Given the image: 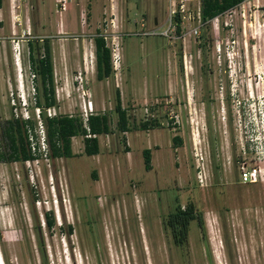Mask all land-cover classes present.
I'll list each match as a JSON object with an SVG mask.
<instances>
[{
	"label": "rangeland",
	"instance_id": "374dc122",
	"mask_svg": "<svg viewBox=\"0 0 264 264\" xmlns=\"http://www.w3.org/2000/svg\"><path fill=\"white\" fill-rule=\"evenodd\" d=\"M16 1L20 75L3 1L0 150L1 125L11 115L34 121L39 148L33 159L0 161L6 264H264V174L253 183L238 180L242 156L264 165V0H244L207 23L196 16L199 0H182L183 11L181 0ZM96 33L119 56L102 85L92 79ZM45 36L56 94L45 113L106 112L111 131L97 135L95 154L84 152L82 135L72 137V156L49 154L29 47ZM3 77L11 83L2 85ZM116 81L129 117L125 131L116 128ZM98 94L110 101L98 104ZM153 118L159 125L141 128ZM248 118L255 154L242 151ZM190 200L205 232L192 219L186 240L177 243L165 221Z\"/></svg>",
	"mask_w": 264,
	"mask_h": 264
},
{
	"label": "trees",
	"instance_id": "16d2710c",
	"mask_svg": "<svg viewBox=\"0 0 264 264\" xmlns=\"http://www.w3.org/2000/svg\"><path fill=\"white\" fill-rule=\"evenodd\" d=\"M244 0H199L200 20L207 23L210 19L220 15L226 10L233 8ZM176 30L180 31V16L175 13ZM94 39L95 75L102 79L111 76L114 72L112 65V50L107 45L105 37L96 33ZM38 42V40H37ZM29 40L31 50L30 60L32 68L38 74L41 81V94L43 101L36 100L37 106L41 108L42 119L45 124V141L48 144L49 154L52 157L72 156V137L82 135L84 152L95 154L99 151L98 134L111 131L110 118L106 112H89L86 118L79 114L55 113L47 115L45 108L56 105V94L54 84V69L52 47L49 37L42 38L40 46ZM114 110L117 113L116 128L125 131L129 128V117L126 107L121 103L120 90L115 88ZM34 121L29 117L11 115L1 125L3 145L6 147L0 150V161L26 160L37 156L35 148H39L36 141H33ZM159 125L155 118L144 120L140 123L141 128H149ZM89 133V134H88ZM177 143L181 137L174 136ZM144 165L146 169L151 168V148L143 149ZM48 225L53 223L50 212H45ZM196 219L202 231L205 232L204 220L200 210L193 201H188L184 206L178 204L175 209L168 213L165 223L171 228L172 234L177 243L186 240L188 224ZM205 234V233H204Z\"/></svg>",
	"mask_w": 264,
	"mask_h": 264
},
{
	"label": "built area",
	"instance_id": "2783aa9c",
	"mask_svg": "<svg viewBox=\"0 0 264 264\" xmlns=\"http://www.w3.org/2000/svg\"><path fill=\"white\" fill-rule=\"evenodd\" d=\"M20 1V0H19ZM185 2L181 0V2L179 3V9L180 10H184L185 9ZM9 6V11H10V18L12 21V25H16L17 23H21V19L20 16L17 12H15L16 8L20 6V2H17L16 0H9L8 3ZM196 16L199 18L200 20V10H199V6L197 7L196 10ZM193 17V15L191 16V18ZM201 21V20H200ZM194 31L196 32L197 29L194 28ZM15 32L16 30L14 28H12V35H11V41L13 42V49H14V58H15V62L17 63V71L20 75L21 73V66L18 65L19 64V53L20 50H18V43H19V39L15 38ZM135 33L138 34H145V33H149V31H136ZM28 34V26L27 28L22 29V35H26ZM113 65L116 67L119 64V56L117 54V52H112V56H111ZM31 76V80L33 78V76H35V72H31L30 73ZM22 79H19V85L22 86ZM87 117V115L85 116V118ZM254 125V121L250 118H248L247 120L244 121V127H245V143L244 145H242V151L243 153H247V149H249V152L251 153H257V151L259 150V145L258 140L256 139L255 135L253 134V127ZM89 134V133H88ZM244 156H242L241 160H239V165H238V180L241 183H253L258 181L259 179L263 178V174H264V165L261 164H251L249 161H247L245 158H243ZM200 181L203 180V177L200 176L199 177Z\"/></svg>",
	"mask_w": 264,
	"mask_h": 264
},
{
	"label": "crops",
	"instance_id": "0c3cea01",
	"mask_svg": "<svg viewBox=\"0 0 264 264\" xmlns=\"http://www.w3.org/2000/svg\"><path fill=\"white\" fill-rule=\"evenodd\" d=\"M3 1L4 0H0V50H1V48H2V46H3V42H4V37H5V35H3V34H1V31L4 29V25H3V22H2V20H3V18H4V16H3ZM7 2L9 3V0H7ZM10 27H11V29L12 28H14L15 30H16V25H12V21H11V24H10ZM1 58H3L2 56H1ZM16 63V62H15ZM18 65H20V64H18ZM16 69H17V63H16ZM3 73H6L5 72V70H3ZM96 75H94V77L92 78V79H96V83L95 84H103L102 82H103V79H105V78H102V79H98V78H96L95 77ZM19 79H21V76H20V78ZM18 79V80H19ZM7 83H11L10 82V80H8L6 77H3V79H2V82H1V84L2 85H4V84H7ZM116 85H117V87L118 88H120L119 90H121V86L119 85V81H116ZM100 90V89H99ZM95 92H96V90H95ZM121 92H122V90H121ZM121 92H120V97H121V103L123 102L122 101V99H123V96H122V94H121ZM95 100H96V102L98 103V104H101V103H106V102H109L110 100H107V99H105L103 96H101V95H97V97L96 98H94ZM93 102V101H92ZM92 112V111H91ZM71 114V113H70ZM5 206H8V204H6V203H3V202H1L0 203V210H3L4 211V214H5V209H4V207ZM7 226V225H6ZM2 234V233H1ZM4 234V233H3ZM1 239V238H0ZM16 257V256H15ZM0 259H1V262H2V264H6V261H5V259H4V256H3V253H2V250H1V246H0ZM0 262V263H1Z\"/></svg>",
	"mask_w": 264,
	"mask_h": 264
}]
</instances>
